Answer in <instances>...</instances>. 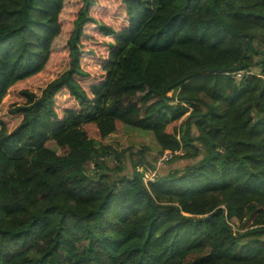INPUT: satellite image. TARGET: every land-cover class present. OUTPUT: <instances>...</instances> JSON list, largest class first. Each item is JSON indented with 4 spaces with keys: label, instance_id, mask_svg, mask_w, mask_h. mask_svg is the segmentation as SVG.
<instances>
[{
    "label": "trees",
    "instance_id": "16d2710c",
    "mask_svg": "<svg viewBox=\"0 0 264 264\" xmlns=\"http://www.w3.org/2000/svg\"><path fill=\"white\" fill-rule=\"evenodd\" d=\"M96 1L0 0V264H264V0H121L83 85Z\"/></svg>",
    "mask_w": 264,
    "mask_h": 264
},
{
    "label": "rangeland",
    "instance_id": "374dc122",
    "mask_svg": "<svg viewBox=\"0 0 264 264\" xmlns=\"http://www.w3.org/2000/svg\"><path fill=\"white\" fill-rule=\"evenodd\" d=\"M121 7V0H97L96 4L92 7L91 16L95 19L94 21L89 22L85 26V35L82 37L83 39V49L84 57L82 59V64L86 71H88L89 76L81 78V82L85 85L88 81H94L97 77H102L103 74L101 72V63H100V51L98 38L90 37L91 34H95L96 21L100 19V17H108L109 14H102L104 9L112 8L113 11H116L117 8ZM103 15V16H101ZM108 21V20H106ZM110 22V21H108ZM92 50L93 52H89ZM67 95V96H66ZM58 109L61 114V109L64 106H73L74 101L68 93H64L60 98H57ZM96 131H92V135L96 136ZM106 142L112 144L113 146L119 148L120 150L131 146L133 151H137L139 149H143L144 147H148L147 156L150 159H153L154 156L159 152L160 145L158 144L154 134L152 131L145 130L142 128H137L129 125L120 124L118 126V130L113 135L106 138ZM185 160H180L170 164L173 165H185ZM128 169L132 170V167L129 166ZM139 171H143V167L138 168Z\"/></svg>",
    "mask_w": 264,
    "mask_h": 264
},
{
    "label": "built area",
    "instance_id": "2783aa9c",
    "mask_svg": "<svg viewBox=\"0 0 264 264\" xmlns=\"http://www.w3.org/2000/svg\"><path fill=\"white\" fill-rule=\"evenodd\" d=\"M246 71H238L235 73L237 79H242L245 75ZM182 153L181 151H173V150H165L163 153L157 155L156 163L154 168H147L143 170V181L148 183L150 181H154L158 177L159 168L167 161L172 160L176 155ZM91 168H94L92 164Z\"/></svg>",
    "mask_w": 264,
    "mask_h": 264
},
{
    "label": "crops",
    "instance_id": "0c3cea01",
    "mask_svg": "<svg viewBox=\"0 0 264 264\" xmlns=\"http://www.w3.org/2000/svg\"><path fill=\"white\" fill-rule=\"evenodd\" d=\"M161 153H163V152H160V148H159V152L154 156L155 163H156L157 155H159V154H161ZM149 159H150V158H149ZM167 163H168V161L165 162V163H164L159 169H163L164 165L167 164ZM158 171H159V170H158Z\"/></svg>",
    "mask_w": 264,
    "mask_h": 264
}]
</instances>
